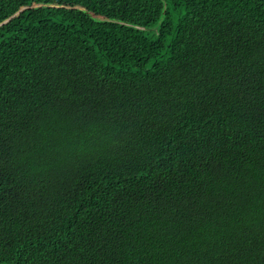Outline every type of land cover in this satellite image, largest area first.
Masks as SVG:
<instances>
[{"label":"trees","instance_id":"16d2710c","mask_svg":"<svg viewBox=\"0 0 264 264\" xmlns=\"http://www.w3.org/2000/svg\"><path fill=\"white\" fill-rule=\"evenodd\" d=\"M0 264H264V0H0Z\"/></svg>","mask_w":264,"mask_h":264}]
</instances>
